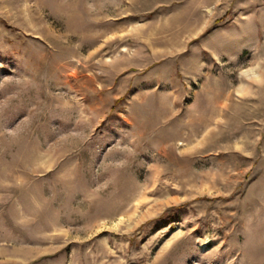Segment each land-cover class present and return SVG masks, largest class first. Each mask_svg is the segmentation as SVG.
I'll return each instance as SVG.
<instances>
[{"label": "rangeland", "instance_id": "obj_1", "mask_svg": "<svg viewBox=\"0 0 264 264\" xmlns=\"http://www.w3.org/2000/svg\"><path fill=\"white\" fill-rule=\"evenodd\" d=\"M0 264H264V0H0Z\"/></svg>", "mask_w": 264, "mask_h": 264}]
</instances>
